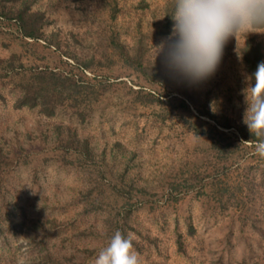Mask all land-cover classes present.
<instances>
[{
    "label": "rangeland",
    "instance_id": "rangeland-1",
    "mask_svg": "<svg viewBox=\"0 0 264 264\" xmlns=\"http://www.w3.org/2000/svg\"><path fill=\"white\" fill-rule=\"evenodd\" d=\"M23 1L0 0V155L13 159L0 185L31 222L15 234L0 210V264H30L43 243L93 264L116 231L143 264H264V158L243 138L241 54L254 37L264 62V33L230 37L192 83L153 63L172 0ZM25 6L36 38L20 30ZM41 87L51 116L16 106ZM36 218L55 219L43 243Z\"/></svg>",
    "mask_w": 264,
    "mask_h": 264
},
{
    "label": "clouds",
    "instance_id": "clouds-1",
    "mask_svg": "<svg viewBox=\"0 0 264 264\" xmlns=\"http://www.w3.org/2000/svg\"><path fill=\"white\" fill-rule=\"evenodd\" d=\"M169 36L152 46L153 63L159 57L173 77L192 83L211 76L230 37L264 33V0H172ZM247 108L243 123L257 138L255 154L264 158V62L246 78ZM93 264H143L133 236L116 231Z\"/></svg>",
    "mask_w": 264,
    "mask_h": 264
},
{
    "label": "trees",
    "instance_id": "trees-1",
    "mask_svg": "<svg viewBox=\"0 0 264 264\" xmlns=\"http://www.w3.org/2000/svg\"><path fill=\"white\" fill-rule=\"evenodd\" d=\"M11 3H22L23 0H7ZM27 7V8H26ZM26 9H28V6H25L23 9H19L17 18L18 22L20 24V30L24 34V36L29 37V38H36L39 34V29L33 25L29 24L30 22L28 16L26 15ZM168 9V14L166 16V19L169 21L171 20V12H172V3H169L167 5ZM167 21V22H168ZM168 25V23H167ZM261 44L256 42L254 37H249L246 40L245 46L241 49V54L243 56V62L245 65V70L251 76V74L256 70L257 65L262 63V52L260 48ZM64 80H68V78H63ZM29 91L23 92L22 96L18 98L16 101V106L17 107H23L26 106L28 108H35L39 107L41 112L45 116H51L54 112V109L48 108L46 105L48 104L47 98H46V92L44 91V88L41 87L38 92L32 93L30 89ZM211 127V126H210ZM225 128L224 126H221ZM211 130H214L215 132H219L217 126L211 127ZM227 128V127H226ZM243 138L246 141L249 142H256L257 138L255 136L249 137V136H243ZM12 158L8 156H1L0 155V169L3 167H7L10 162H12ZM20 196L17 195V191H3L0 185V201H1V206L0 210L1 211H6V216H7V221L9 223V228L13 233H23L25 228L27 227V224H29L31 221L28 220V215L27 213H23L22 217H20V210L24 209L22 205L20 206L19 203V198ZM11 198L12 200H9ZM11 206L8 208V206ZM55 207V206H54ZM12 211H9L11 210ZM23 212V211H22ZM14 213V214H13ZM35 219V218H34ZM55 219H47V220H42L40 218H36L33 222V227L37 230H39V233H41L43 236L40 237V234L38 233L37 236L39 238V242L43 243L44 238L46 234H43V231H46V229H50L47 227V225L54 223ZM28 241L30 240L31 242H34V238H28ZM43 241V242H42ZM44 249H41L38 254L35 255V258L30 264H83V259H81V262L78 261L76 255L73 252H55L53 250L47 249L45 247V243H43ZM83 253H87V250H83Z\"/></svg>",
    "mask_w": 264,
    "mask_h": 264
}]
</instances>
